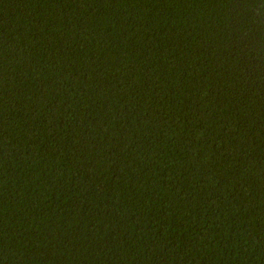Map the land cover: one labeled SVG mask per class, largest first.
Instances as JSON below:
<instances>
[{
  "label": "trees",
  "instance_id": "trees-1",
  "mask_svg": "<svg viewBox=\"0 0 264 264\" xmlns=\"http://www.w3.org/2000/svg\"><path fill=\"white\" fill-rule=\"evenodd\" d=\"M0 264H264V0H0Z\"/></svg>",
  "mask_w": 264,
  "mask_h": 264
}]
</instances>
